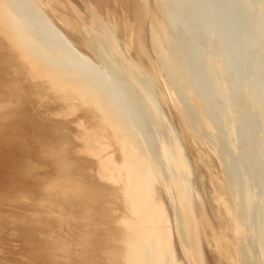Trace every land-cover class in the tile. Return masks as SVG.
I'll return each mask as SVG.
<instances>
[{
    "label": "bare ground",
    "instance_id": "6f19581e",
    "mask_svg": "<svg viewBox=\"0 0 264 264\" xmlns=\"http://www.w3.org/2000/svg\"><path fill=\"white\" fill-rule=\"evenodd\" d=\"M196 1L195 54L186 56L180 48L187 40L184 29L192 27V7L183 0L184 15L182 8L171 9V34L151 33L150 60L156 67L145 56L132 59L92 0H82L85 12L72 0L20 4L38 25L39 36L73 54L71 60L81 74L74 66L67 74L46 73L0 44V102L9 99L0 103V114L21 116L29 113L27 103L49 99L48 118L53 120L45 129L31 119L17 130L7 128L0 141V158L8 159L20 147L34 150L43 162L56 149V156L65 158L74 170L76 142L79 158L97 163L90 174L111 196L108 209L101 200L97 205L99 195L84 189L82 175L65 169L69 173H63V180L43 187L54 198L53 205L45 207H54L58 212L52 214L62 217L28 221L24 211L36 207L21 195L29 194L35 181L23 178L24 189L19 191L11 187L22 176L16 179L18 174L0 172V181L11 185L0 186V206L7 207L0 208V223L27 228L20 249L26 261L89 264L93 255H100L89 241L115 239L104 223L110 211L135 221L129 228L134 238L129 252L136 264H209L206 242L214 245L218 264H229L238 245L244 259L257 260L262 254L264 264V0H229V12L218 0ZM67 4L70 11L65 9ZM168 4L164 0L165 12L176 5ZM128 12L133 13L131 8ZM186 59L197 61L198 74L191 73L190 82L179 64ZM156 76L166 77L168 88L159 89ZM206 105L212 114L204 110ZM180 110L188 117L185 124ZM51 128L59 129L56 133ZM34 161L23 157L15 172ZM196 178L207 190L210 186V208ZM36 228L44 235L39 245L29 242Z\"/></svg>",
    "mask_w": 264,
    "mask_h": 264
},
{
    "label": "rangeland",
    "instance_id": "374dc122",
    "mask_svg": "<svg viewBox=\"0 0 264 264\" xmlns=\"http://www.w3.org/2000/svg\"><path fill=\"white\" fill-rule=\"evenodd\" d=\"M22 1L23 0H0V44L6 49H10L11 52H13V54L20 60L24 61L25 64L35 65L47 71L46 73H56L58 71L67 74V71H70V66H74L75 72L81 74L79 72L80 69L78 70V64L75 61L71 60L73 54L71 55L69 52H65L66 49L56 41L38 35L40 29L38 25L36 23H33L34 21L30 19V13L28 11L23 12V10L19 8V6H22L20 5ZM72 1L78 4L82 11L85 12V6L82 3V0ZM188 1L190 3H187L192 7L190 8L191 13L189 15L191 16L190 18L192 27L189 28L188 31L184 29L183 34L186 36L187 40L185 44L180 43V48L184 55L189 56L191 54V56H193V54H195L196 44L198 41V31L196 29V26L198 24L197 20L199 17V9L198 2L196 0ZM218 1L222 5V8L226 10V12H229V0ZM162 2L164 3V0H126L125 2L124 0H92V5L94 8H97L101 15H103V17L105 18V22H108L110 26L116 29L118 34L121 36V39L123 40L125 46L127 47V49H129L130 56L133 60L136 61L139 60V58H141L142 56H145L148 58L149 63L153 67H156V63L150 60V57L152 56L150 52V50H152L151 33L156 34L161 31L162 33H168L170 35L171 23L169 22V20L174 21L170 16L171 9L182 8L184 15L185 8H187V5L183 2V0H168L169 7L173 3L176 5L173 8H167L165 12L161 8L163 6ZM128 8L132 9V14L128 12ZM4 9L6 10V13ZM65 9H68L70 11V5L67 4L65 6ZM2 10H4V13L2 12ZM84 14L85 18L87 19L88 14ZM227 16L229 17V13H227ZM146 32H148V38H146ZM188 50L190 52H188ZM62 57H65L68 60L64 61L62 60ZM179 64L182 67L183 71L186 72L185 75L187 74V79L189 82L191 73L198 74L196 60H180ZM83 71L85 72V70ZM155 71L156 73L161 72L160 69H155ZM19 73L23 77L24 74L21 70L19 71ZM14 77L15 76H11V79L14 80ZM154 80L155 82H158L160 84L159 89H162L164 87L165 89L166 87L168 88V79L166 77L156 76ZM8 100L0 103H8ZM172 100L175 103L179 104L177 99H174L172 97ZM204 100L205 99H202V101ZM12 103L16 104L17 102L12 101ZM29 103H27L29 113L25 112L24 115H15V113L13 112L0 114V141L6 136V134H8L9 130H6L7 128H16L17 130L22 124H24V122H29L30 119L35 122L33 125L36 124L44 126V129L45 127H47L48 123L53 122L52 117L48 118L49 114L47 112L48 106L51 105V100L47 99L46 101H43L41 103L31 101ZM54 109L55 107H51V110ZM204 110L207 111L208 114H212L208 105H206V108ZM45 116H47V118L51 120H46ZM182 119L183 124H185L188 120V117H186L184 114ZM14 124H17V126H14ZM70 126L74 128L75 123L72 122ZM58 129L59 128H51V130H55L56 133ZM10 133L12 132L10 131ZM50 135L51 133H49V136ZM76 135H78V133ZM50 142H53V136L50 137ZM66 142L73 141H69L67 139ZM35 146L36 149L39 148L38 141L35 142ZM76 146L77 143L73 142L74 167L76 168L74 170L67 164L65 158L62 159L59 156H56V149H53L51 157L47 159V161L43 162H41L40 159L36 158L34 150L22 149L20 147L16 148L10 154L8 159L0 158L1 173L9 176L14 173L18 174V176H15L16 179H20L19 177L22 176V179H20L11 188L17 187L19 191L24 189V184L21 183L25 182L26 179L25 181H23V178H31L35 181L34 183L32 182V191L29 194L26 193L21 195L26 196L28 198L27 201L31 202L36 207H30L28 208V210L24 211V216L27 217V220L31 219L28 221L40 222V220H42V217H62L60 215L52 214V211L58 212V210L54 207H45L53 205L51 202H54V198L50 196V194L43 192V187L45 185L52 186L53 182L58 184V181L63 180V175H65L63 173H69L68 171L77 175L81 174L84 189H92V192L97 193L99 195L97 198V205L99 204V200H101L102 207L108 209L107 201L111 198V196L103 192V188L100 187V181H96L93 177H95L96 179L97 177L90 174L97 163L90 159L85 160L83 158V160H81L79 158L78 149L76 148ZM40 156H43V152ZM23 157H28L32 160L35 159L36 161H34L33 163L28 162L25 165L18 166L19 172H15L14 167L22 162ZM65 169L68 171H66ZM75 170L76 172H74ZM203 173H205L204 169ZM205 180H207L206 176ZM9 184L10 183H8L7 181H0L1 187L11 186ZM93 184L96 186V188L93 186ZM196 184L197 188L202 192V194H204L203 196L206 201L207 208H210L208 201V196H210V186L208 185L209 189L207 190L202 182H200L198 179L196 180ZM38 191L40 193H37ZM4 193L8 194L9 192ZM100 193H102V195ZM0 208L2 210L7 209L6 206H0ZM24 216H22V218L20 219L21 222L25 221ZM104 217L105 226L107 227L108 231L112 230L113 233H115V239L114 241H89L93 244H91V248L97 247L100 253V255H93L94 257L92 256L89 264H136L129 252L130 244L132 247V243L134 241L132 234L129 232V228L131 227L133 229V224L135 221L121 218L119 215H114L110 211ZM72 220L81 221L76 219ZM89 221L90 223H93L94 220L89 219ZM40 230V228H36V230H34V232H32V234L30 235L31 241L29 242H31V244L39 245L43 242L44 235L41 234L42 232ZM229 232H231L232 235L235 236V238L239 237L236 236L235 230H230ZM27 234V228L19 223H0V264H33V262L26 261L25 259H23L22 255H20V249H22L25 244V238ZM107 234L111 239V234L109 232H107ZM110 242L113 243L110 245ZM204 249L207 253L209 264H218V260L213 257V254H215L216 252V250L214 249V245L210 242H206L204 244ZM239 250L240 245H238L237 248L229 256V264H263V260L261 258L262 254L261 256L258 255L257 260H254L251 256H248L247 259H244L243 256L239 254ZM96 256H99V258H96ZM78 263L83 264L81 261H78ZM168 264L171 263L168 262Z\"/></svg>",
    "mask_w": 264,
    "mask_h": 264
}]
</instances>
